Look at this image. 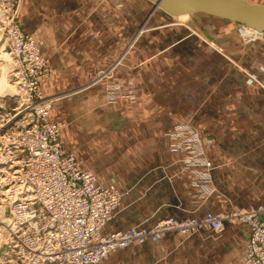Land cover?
<instances>
[{
	"label": "crops",
	"instance_id": "0c3cea01",
	"mask_svg": "<svg viewBox=\"0 0 264 264\" xmlns=\"http://www.w3.org/2000/svg\"><path fill=\"white\" fill-rule=\"evenodd\" d=\"M150 7L148 0H21L20 25L52 67L42 92L54 99L65 128L75 129L77 140L87 136L94 126L85 118L99 106L95 96L113 89L118 92L108 104L113 132L132 136L131 143L151 145L144 160L154 167L140 168L137 178L125 174L122 184H114L129 194L105 231L139 225L145 216L153 223L168 215L202 217L228 207L222 194L199 198L192 182L205 170L183 169L167 148L166 135L176 125L199 126L211 141L208 157L220 167L210 171L208 187L229 176L232 162L251 157L233 152L240 144L250 143L264 159V89L244 87L239 74L229 87V58L250 64L264 80V39L246 42L241 25L227 21L209 27L214 40L197 41L189 24L169 22L160 9L150 14ZM207 186L205 193H211ZM234 231L171 233L128 247L120 264H227L228 239L244 244L247 239L245 229Z\"/></svg>",
	"mask_w": 264,
	"mask_h": 264
},
{
	"label": "built area",
	"instance_id": "2783aa9c",
	"mask_svg": "<svg viewBox=\"0 0 264 264\" xmlns=\"http://www.w3.org/2000/svg\"><path fill=\"white\" fill-rule=\"evenodd\" d=\"M0 45L16 61L11 79L21 100L5 113L4 125L16 132L0 138V169L10 174V192L0 201V242L9 246L3 264H99L134 244L158 242L169 233L189 236L207 226L220 232L226 223L246 229L243 264H264V205L202 217L167 216L150 227L139 224L104 233L129 192L99 184L74 153L64 150L62 125L49 121L51 101L41 94L51 65L19 24L14 0H0ZM167 137L174 151L188 153L178 162L185 169H204L199 180L208 183L211 163L194 130L179 124ZM192 185L201 196L197 180Z\"/></svg>",
	"mask_w": 264,
	"mask_h": 264
},
{
	"label": "rangeland",
	"instance_id": "374dc122",
	"mask_svg": "<svg viewBox=\"0 0 264 264\" xmlns=\"http://www.w3.org/2000/svg\"><path fill=\"white\" fill-rule=\"evenodd\" d=\"M245 1L252 4L264 5V0H245ZM14 2H15V7H17V15L19 21L21 0H14ZM148 2L149 5L153 6V4L150 1ZM151 8L152 7H150V10ZM166 17L167 19H170L169 22H177L179 24H185V25L189 24V26H191V30L193 31V33L191 31L190 32L193 35H195L197 41H199V39L206 40V38H213L214 40V35L212 34V31L211 29H209V27H211L212 24L215 22L228 23L225 20L199 13H195L183 17H173L170 15ZM240 27H242L241 29L242 31H244L243 34L245 37V41L248 42L250 39H248V36L246 34L247 28H244V26H240ZM205 31L207 34H209V36H207L206 33H204ZM260 39H264V35ZM0 47H1L0 49V78H1L0 138H1L7 134L16 132L13 131L11 128H9L7 125H4V121L6 119L5 113L11 111L12 109H15L21 103V100L20 98H18L15 84L11 79V72L12 69H14L16 62L12 57L9 56L8 50L4 51L6 47L4 48V46L1 45ZM229 61H230L229 63L232 65V67L229 69V72L233 74L232 76H229V87L235 85L234 82L236 77L235 75L239 74L241 78L240 82L243 84L244 87L247 88L258 87L264 89V80L261 79L262 78L261 76L258 75L256 77L254 75L256 74L257 71L254 72L250 64L243 65L239 63L237 59L234 58L233 59L229 58ZM212 67H214V65ZM216 84L219 83L217 82ZM115 93L118 92L114 91L113 89L112 90L110 89L108 91V89L105 88L104 94H98L95 96L94 101L98 102L99 106H96L95 112L90 113V115H87V117L85 118L86 121L93 123L94 127L91 129L90 133L87 136L83 138L81 137L80 140L79 139L77 140L76 138L75 129L65 128L66 126L65 121L63 120V118L61 120V118L59 117L60 110L58 109L57 106L56 108L53 106L54 99L52 104L53 113L50 114L51 119L49 116V120L55 123H60L62 125L61 141L63 144V148L66 151L73 152L77 156L79 161L82 163L84 169L89 170L94 174H96L97 177L103 182L110 181L113 184H116V182L118 183L120 182V184H122L125 181V174H127L128 176L134 175L136 177L140 168L142 169L145 167H154V164H152V162L145 163L144 160L147 152L150 151L151 145L131 143L130 139L131 138L135 139V138H133L132 136L131 138L129 136H125L124 135L125 132L123 131L114 133L113 129L110 127V121L112 120L114 113L109 109V105L115 102L116 98L118 97V94ZM46 96L47 98H49V95L46 94L43 95V97ZM202 115L203 113L198 115L197 113H194L192 117H196V116L200 117ZM182 124L190 126L194 130L195 135H197L199 139L201 138L200 144L202 147V151L205 153L206 158L210 161L212 167L211 169H215L216 167L218 168L220 163H215L213 160L209 159L208 157L207 153H209L210 150L213 152L214 147L213 145L211 146L209 145L211 141L203 134L202 132L203 129L192 123L190 124L182 123ZM189 136H192V134H189ZM124 141H127V143H124ZM166 146L167 148H169L168 145ZM208 146L210 148H208ZM251 148L252 147L250 143L244 142L243 144H240V147L238 146V149L233 150V152H235L236 150L243 151L251 157L247 156L249 157L248 159H245L243 161L232 162L231 173L229 174V176L224 178V181L220 182L219 179L216 178V183L214 184V182H212L211 187H208L207 180L205 181V184H203L202 181L199 180V178L196 179L197 182L199 183L200 191L202 192L205 191L204 186H207V189L211 188V193H206V195L201 194V196H199L201 199L204 200L203 197L205 196L206 198L208 194H211V196L213 194L216 196H219L220 194H222V196L224 195L225 202H228V207L226 204H224L226 206H222L221 208L225 210L221 211V213H226L227 211H232L236 209L250 210L255 206L264 205V159L261 158L262 155H257V153L253 152ZM259 156L261 157L259 158ZM240 162H242L243 164L240 165ZM236 163L237 165H234ZM222 167L223 165L221 166V168ZM249 168L251 169L250 171L248 170ZM5 170L2 171L0 169V197L2 196L3 192L6 189L3 180V178L5 177ZM209 177L211 178L210 173H209ZM210 182L211 179L208 180V183ZM101 184L104 185V183L102 182ZM245 204L247 205L245 206ZM138 207L139 204L137 205V208ZM210 212H212V210ZM139 216L140 215L137 214L136 212L135 217H139ZM166 217L160 218L152 223L151 221H145L146 219L145 216L144 218H140V220L138 221L139 223L137 224H142L144 226L150 227ZM171 217L177 219V217L175 216H171ZM182 218L183 217H181L180 219ZM236 226L245 229L243 226L239 224L226 223L224 225V230L220 232L213 231L208 226L202 228L200 232L207 231L212 234L218 235L220 233H224L226 229L234 231ZM230 233L232 232L230 231ZM227 248H228L227 249L228 259H226L227 264H243L242 254L244 249V242L240 240L234 241L229 238L227 241ZM126 249L128 248L120 249L114 253H111L106 260L102 261L99 264H120L121 263L120 261L124 260V254L122 253H124L123 251ZM8 250H9L8 244L6 242L3 243L0 242V264H3L4 260L8 259L7 256H4V254ZM134 264H140V262H137L136 260Z\"/></svg>",
	"mask_w": 264,
	"mask_h": 264
},
{
	"label": "water",
	"instance_id": "95a60500",
	"mask_svg": "<svg viewBox=\"0 0 264 264\" xmlns=\"http://www.w3.org/2000/svg\"><path fill=\"white\" fill-rule=\"evenodd\" d=\"M151 12L162 10L170 16L204 14L264 33V5L245 0H149Z\"/></svg>",
	"mask_w": 264,
	"mask_h": 264
},
{
	"label": "bare ground",
	"instance_id": "6f19581e",
	"mask_svg": "<svg viewBox=\"0 0 264 264\" xmlns=\"http://www.w3.org/2000/svg\"><path fill=\"white\" fill-rule=\"evenodd\" d=\"M149 1V0H148ZM152 3V2H151ZM153 4V3H152ZM188 15H191V14H187V15H182V16H173V17H183V16H188ZM238 25V24H237ZM242 26V25H241ZM245 27V26H244ZM247 28V36H249L248 38L249 39H252V40H257V39H259V38H261L263 35H264V33H260V32H258V31H255V30H253V29H250V28H248V27H246ZM256 33H259V34H257L255 37H254V35L253 34H256ZM0 49H1V47H0ZM42 52V51H41ZM5 53V52H4ZM6 54V53H5ZM9 54V53H8ZM43 54V53H42ZM44 55V54H43ZM9 56L10 57H12V55H10L9 54ZM13 58V57H12ZM14 59V58H13ZM15 60V59H14ZM16 62V61H15ZM51 65V64H50ZM51 73H52V71H51ZM50 76V75H49ZM48 78V77H47ZM0 81H1V78H0ZM2 84V83H1ZM15 88H16V86H15ZM16 91H17V89H16ZM41 94L42 95H44L43 94V92H42V88H41ZM47 97V96H46ZM19 98V97H18ZM48 100H50L51 101V110H52V104H53V98L51 97V96H49V98H48ZM50 114H51V111H50ZM50 116V115H49ZM50 122H52L51 120H49ZM53 123H55V122H53ZM61 133H62V128H61V131H60V139H61ZM201 139V138H200ZM166 140H167V143H168V147H169V151H171V153H173L174 155H176V156H178L179 158H178V160L180 159V158H184V157H186L187 156V153H186V151H184V150H178V151H174L173 149H172V147H171V141L169 140V138H166ZM66 151V150H65ZM67 152H71V151H67ZM73 153V152H72ZM203 154L205 155V153L203 152ZM75 155V154H74ZM76 156V155H75ZM205 157H206V155H205ZM76 158H77V156H76ZM78 159V158H77ZM79 160V159H78ZM81 163V162H80ZM81 167L83 168V166H82V163H81ZM84 169V168H83ZM183 169H185L184 167H183ZM86 170V169H85ZM87 171H89V170H87ZM91 172V171H90ZM91 173H93V172H91ZM94 174V173H93ZM10 175V174H9ZM8 173H6V170H5V177L3 178V180H4V183H5V187H6V189H5V191L3 192V194H2V196L0 197V201H1V199L3 200L4 198H6L7 197V195H8V193L10 192V189H9V187H8V185H7V178H8ZM95 175V174H94ZM96 177H97V175H95ZM97 179H98V177H97ZM98 182H99V180H98ZM99 184H101L100 182H99ZM110 184H112V183H110ZM110 184H108V185H110ZM101 185H103V184H101ZM104 186H106V185H104ZM116 186V185H115ZM9 189V190H8ZM112 220V219H111ZM110 220V221H111ZM109 221V222H110ZM108 222V223H109ZM107 223V224H108ZM107 224H106V226H107ZM105 226V227H106ZM105 227H104V230H103V232L104 233H107L108 231H105ZM116 231H118V230H116ZM110 232H113V231H110Z\"/></svg>",
	"mask_w": 264,
	"mask_h": 264
}]
</instances>
